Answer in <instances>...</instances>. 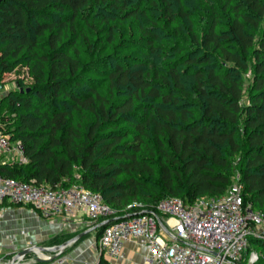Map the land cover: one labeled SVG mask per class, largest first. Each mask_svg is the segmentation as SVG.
I'll return each instance as SVG.
<instances>
[{"label": "trees", "instance_id": "16d2710c", "mask_svg": "<svg viewBox=\"0 0 264 264\" xmlns=\"http://www.w3.org/2000/svg\"><path fill=\"white\" fill-rule=\"evenodd\" d=\"M22 67L0 133L27 161L2 177L82 184L116 221L239 173L264 213V0H0V80Z\"/></svg>", "mask_w": 264, "mask_h": 264}, {"label": "built area", "instance_id": "2783aa9c", "mask_svg": "<svg viewBox=\"0 0 264 264\" xmlns=\"http://www.w3.org/2000/svg\"><path fill=\"white\" fill-rule=\"evenodd\" d=\"M3 156H9V162L27 161L23 143L0 133V159ZM6 203L31 205L46 218L82 209L93 227H102L97 244L108 261L127 258L128 242L144 249L136 264H257L264 260V213L245 202L239 173L221 197L207 195L189 205L175 196L156 203L134 202L128 208L136 213L116 221L112 220L115 210L104 197L79 183L54 189L0 175V206ZM62 251L58 264L66 261Z\"/></svg>", "mask_w": 264, "mask_h": 264}, {"label": "crops", "instance_id": "0c3cea01", "mask_svg": "<svg viewBox=\"0 0 264 264\" xmlns=\"http://www.w3.org/2000/svg\"><path fill=\"white\" fill-rule=\"evenodd\" d=\"M10 159L3 156L0 163H8ZM97 233L82 209L75 210L72 215L46 218L31 205L6 203L0 206V264H13L11 260L19 251L32 246L45 249L28 252L17 264H58L62 249L61 256L66 258L63 264H99L101 259L106 264H136L142 260L144 249L128 242L127 258L108 261L97 244ZM48 256L52 258L50 261L46 260Z\"/></svg>", "mask_w": 264, "mask_h": 264}, {"label": "rangeland", "instance_id": "374dc122", "mask_svg": "<svg viewBox=\"0 0 264 264\" xmlns=\"http://www.w3.org/2000/svg\"><path fill=\"white\" fill-rule=\"evenodd\" d=\"M245 77L247 79L246 86H249L250 80H251L250 73H247ZM31 80L32 79L29 75V69L27 67H22L18 72L7 73L4 79L0 80V101L2 97L6 95L8 91L12 89H16L18 87L17 83L25 84V83L30 82ZM4 128H7V124L0 122V130H4ZM252 246L253 248L261 251V248L257 245V243L256 244L252 243Z\"/></svg>", "mask_w": 264, "mask_h": 264}, {"label": "water", "instance_id": "95a60500", "mask_svg": "<svg viewBox=\"0 0 264 264\" xmlns=\"http://www.w3.org/2000/svg\"><path fill=\"white\" fill-rule=\"evenodd\" d=\"M114 220V219H112ZM36 248H40L42 250H44L45 248H41V247H37V246H32V247H27V249L25 250H22V251H19L15 256L14 258L11 260L12 263H14L15 261L21 259L24 255H26L28 252H31V251H35ZM57 248H60V247H57Z\"/></svg>", "mask_w": 264, "mask_h": 264}, {"label": "bare ground", "instance_id": "6f19581e", "mask_svg": "<svg viewBox=\"0 0 264 264\" xmlns=\"http://www.w3.org/2000/svg\"><path fill=\"white\" fill-rule=\"evenodd\" d=\"M39 250V249H38Z\"/></svg>", "mask_w": 264, "mask_h": 264}]
</instances>
